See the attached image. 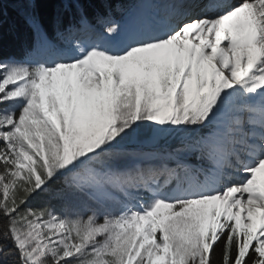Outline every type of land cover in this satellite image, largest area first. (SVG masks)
Masks as SVG:
<instances>
[{
  "label": "snow or ice",
  "instance_id": "1",
  "mask_svg": "<svg viewBox=\"0 0 264 264\" xmlns=\"http://www.w3.org/2000/svg\"><path fill=\"white\" fill-rule=\"evenodd\" d=\"M6 32L0 264H264V0H0Z\"/></svg>",
  "mask_w": 264,
  "mask_h": 264
},
{
  "label": "trees",
  "instance_id": "2",
  "mask_svg": "<svg viewBox=\"0 0 264 264\" xmlns=\"http://www.w3.org/2000/svg\"><path fill=\"white\" fill-rule=\"evenodd\" d=\"M116 1L123 2L124 0H110L112 6H114ZM127 1V0H126ZM5 9L9 16L15 17V5L12 3H7L5 5ZM26 44V39L23 32L9 34L5 33L3 40L0 41V57L8 58V57H16L20 58L23 56L24 47ZM174 141H168V144H173Z\"/></svg>",
  "mask_w": 264,
  "mask_h": 264
},
{
  "label": "rangeland",
  "instance_id": "3",
  "mask_svg": "<svg viewBox=\"0 0 264 264\" xmlns=\"http://www.w3.org/2000/svg\"><path fill=\"white\" fill-rule=\"evenodd\" d=\"M70 211H76L77 209L76 208H71V209H68Z\"/></svg>",
  "mask_w": 264,
  "mask_h": 264
}]
</instances>
